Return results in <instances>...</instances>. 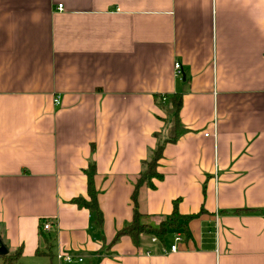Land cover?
<instances>
[{"label": "crops", "instance_id": "1", "mask_svg": "<svg viewBox=\"0 0 264 264\" xmlns=\"http://www.w3.org/2000/svg\"><path fill=\"white\" fill-rule=\"evenodd\" d=\"M176 91L186 130L138 207L204 210L163 242L113 240ZM91 161L100 231L72 201ZM0 240L21 264H264V0H0Z\"/></svg>", "mask_w": 264, "mask_h": 264}, {"label": "trees", "instance_id": "2", "mask_svg": "<svg viewBox=\"0 0 264 264\" xmlns=\"http://www.w3.org/2000/svg\"><path fill=\"white\" fill-rule=\"evenodd\" d=\"M157 103L166 109L167 103H170V110L172 113L171 123L168 129V133L165 138H161L159 134L157 136V142L153 148L150 149L147 156L141 161V169L134 182V186L131 192V199L133 202L132 218L129 223L119 229L113 240L118 239L121 234H128L135 243H138L142 234H147L154 237L156 240L163 242L169 232L185 229L186 222L203 211L202 207L199 212L194 213H181L177 207V199L173 201V208L171 212L157 224H151L144 219V213L139 210L138 207V192L142 185L154 187V178H162L163 173L158 170L159 160L163 156V148L166 141H174L179 137L181 133L186 130V127L179 118V110L182 104L181 92H173L170 95L157 94ZM86 174V192L87 197L78 195L72 198V201L80 207H86L91 212L92 222L100 231L103 224V213L98 203L97 189L94 182V175L96 172V166L94 162H89L88 166L84 168ZM1 241V240H0ZM22 247L18 246L12 251H8L2 254V262L0 264H21ZM37 253L43 251L37 249ZM44 253H49L46 251Z\"/></svg>", "mask_w": 264, "mask_h": 264}, {"label": "built area", "instance_id": "3", "mask_svg": "<svg viewBox=\"0 0 264 264\" xmlns=\"http://www.w3.org/2000/svg\"><path fill=\"white\" fill-rule=\"evenodd\" d=\"M58 7L61 8L62 7V4L59 3L58 4ZM174 69H175V73L176 74H180V72H181V63L179 61H175L174 62ZM54 101L55 102H58L59 101L57 96L54 98ZM50 226H51V221L50 220L43 219L41 221V227H42V229L48 230L50 228ZM181 237H182V234L180 232H176L175 233V235H174V242L172 244H170V250L176 249V241H178L179 239H181ZM152 238H153V240L155 239L154 237H152ZM57 256L59 258L64 259L65 261H71L73 259V255L72 254H69V253L58 252ZM78 259L80 260L82 258L81 257H78ZM209 264H218V262H217V260H215L214 262H211Z\"/></svg>", "mask_w": 264, "mask_h": 264}, {"label": "water", "instance_id": "4", "mask_svg": "<svg viewBox=\"0 0 264 264\" xmlns=\"http://www.w3.org/2000/svg\"><path fill=\"white\" fill-rule=\"evenodd\" d=\"M8 252V247L1 241L0 242V254H5Z\"/></svg>", "mask_w": 264, "mask_h": 264}, {"label": "rangeland", "instance_id": "5", "mask_svg": "<svg viewBox=\"0 0 264 264\" xmlns=\"http://www.w3.org/2000/svg\"><path fill=\"white\" fill-rule=\"evenodd\" d=\"M170 233V232H169ZM169 236H171L170 234H168V238H171V237H169Z\"/></svg>", "mask_w": 264, "mask_h": 264}]
</instances>
